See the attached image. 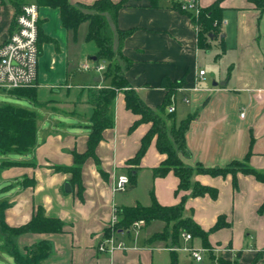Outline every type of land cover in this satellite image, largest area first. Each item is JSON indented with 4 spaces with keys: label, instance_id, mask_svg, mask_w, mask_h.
Here are the masks:
<instances>
[{
    "label": "crops",
    "instance_id": "obj_1",
    "mask_svg": "<svg viewBox=\"0 0 264 264\" xmlns=\"http://www.w3.org/2000/svg\"><path fill=\"white\" fill-rule=\"evenodd\" d=\"M94 1L69 0L72 4ZM173 1L159 0L157 7H151L146 0H131L119 10L116 24L112 25L114 46L116 30H133L120 48L128 62L123 70L128 87L155 108L167 94L165 82H181L171 95L173 118L179 122L194 115L185 132L187 154L181 156L184 164L224 167L246 157L250 167L264 171V12L251 0H219L220 35L200 47L191 18L173 8ZM215 1L198 0V4L205 8ZM14 17L12 2L0 0V44L12 31ZM84 23L87 22L81 24ZM39 25L41 38L49 40L41 42L38 49L33 86L36 101L25 99V107L34 109L38 116L36 144L30 152L11 160L22 164L0 170L11 180L3 193L4 221L10 227L21 226L41 206L46 216L63 222V231L24 233L14 237L13 242L24 251L40 240H48L51 251L41 264H168L171 251L166 242H146L162 230L164 223L157 220L138 230L135 244L140 247L116 250L112 255L97 250L112 205L148 206L151 193L159 204L175 205L189 191L175 192L178 178L172 171L153 177V168L165 159L155 146V138L138 165L127 163L135 156L150 123L129 130L138 116L125 107L121 91L113 101L112 127L103 130L95 158L88 157L81 165L79 182L71 183V173L63 168L73 166L74 152L86 150L93 96L109 79H103V72L80 68L88 59L97 63L95 56L83 44L80 46L71 30L62 27L57 8L40 6ZM212 49L217 53L210 65L211 76L205 72L197 89H190L197 71L204 69L200 65L204 51ZM90 70L97 76L82 74ZM130 167L136 168L133 190L137 194L131 190L112 193L113 176L125 174ZM193 180L217 189V196L205 194L187 199L188 214L208 232L207 247L200 238L193 237L190 245L201 250L202 261L178 250V264H264V209L259 210L264 202V182L242 173L236 174L235 184L231 174H198ZM66 183L69 191H65ZM220 216L224 225L213 230ZM156 222L160 223L159 229L148 230ZM119 236L132 243L130 237Z\"/></svg>",
    "mask_w": 264,
    "mask_h": 264
},
{
    "label": "trees",
    "instance_id": "obj_2",
    "mask_svg": "<svg viewBox=\"0 0 264 264\" xmlns=\"http://www.w3.org/2000/svg\"><path fill=\"white\" fill-rule=\"evenodd\" d=\"M4 1V0H1ZM15 7V15L20 9L22 2L19 0H10ZM139 1V0H134ZM151 7H157L159 0H146ZM40 6L57 8L60 14V21L63 28L71 30L73 33L78 26L87 22L88 31L87 41H93L95 44L96 62L106 61V67L103 71V79H109V83L96 90L93 96L94 107L90 116V132L87 138V148L82 153L74 152V164L63 170L71 173V183L79 182L80 169L83 162L88 157L95 158V148L102 138L103 130L112 127V105L118 91L124 95L125 107L133 114L138 116L129 130H133L141 123H150L148 131L142 136L140 146L135 156L127 161L128 164L138 165L144 155L151 140L155 138L157 150L165 154V159L153 168V177H162L172 171L178 178V184L175 192L189 191L188 194H182L180 200L175 205H161L151 193V203L148 206L136 204L134 206H122L118 208L119 222L116 224L117 231L128 230L136 220H143L144 225L152 221H162L164 226L161 231L153 233L147 240V243L154 241H164L172 247L180 243V233L188 232L192 237L200 238L203 246L207 247L208 232L202 230L193 220L190 213L185 214V203L189 197H198L208 194L216 198L217 189L205 186L193 180V176L198 174L210 176H226L231 174L234 184L236 183V174L251 175L256 180L264 182V171L256 170L247 164L244 160H234L224 167H205L201 164L189 166L183 163L181 155H186L185 132L193 120L194 115L176 122L173 118V112L166 111L170 104L172 93L181 82L172 84L166 83L167 94L164 101L151 108L146 105L137 95V93L128 87L123 70L128 62L120 52L123 39L132 33L133 30H116L117 45L114 47L113 40L115 32L112 25L116 24V17L121 8L128 5L129 0H95L91 4L75 3L69 0H34ZM251 2L264 12V0H251ZM172 7L187 14L180 6V2L174 0ZM92 11V12H89ZM191 17V16H190ZM222 20V8L219 6V0L211 5L201 8L196 18L191 17L192 24H198L199 30L198 44L200 47H206V40L220 35L219 27ZM40 25L38 24V49L40 43L49 38H41ZM123 62L119 64L115 60V55ZM4 93L14 96L18 99H26L32 102L36 101V90L33 87L17 88L3 90ZM37 112L34 109L18 106L10 103L0 102V155L16 154L21 155L30 152L36 144L37 131ZM181 154V155H180ZM22 164L21 162L4 160L1 167H8ZM125 174L129 178V185L136 184V168L125 169ZM6 202L0 201V239H3L7 254L12 257L14 264H41L48 257L51 251V245L48 240H40L30 247L21 251L13 242V238L24 233H59L63 231V222L54 217L45 215L44 209L37 206L31 219L18 227H10L4 221V209ZM264 209V202L259 210ZM223 217L220 216L213 226L218 229L223 226ZM168 264H178L176 252H170V261Z\"/></svg>",
    "mask_w": 264,
    "mask_h": 264
},
{
    "label": "built area",
    "instance_id": "obj_3",
    "mask_svg": "<svg viewBox=\"0 0 264 264\" xmlns=\"http://www.w3.org/2000/svg\"><path fill=\"white\" fill-rule=\"evenodd\" d=\"M181 9L189 13V17L196 18L200 11L198 0H179ZM190 17V18H191ZM38 21L39 6L36 3H25L20 6L19 11L14 17V26L7 39L0 44V90H11L17 88H26L35 86L37 79V68L39 60L38 50ZM196 32L199 30L198 24H193ZM106 62L100 60L97 63L85 62L80 65L83 70L93 69L97 72H103ZM205 75L203 69H199L196 74L195 84L192 90L197 89L198 80ZM180 90L183 88H179ZM166 111H174V99L171 97L170 104ZM243 113L240 114L243 117ZM129 178L126 174L114 175L111 181L112 193H121L127 190ZM118 208L111 206L110 218L106 227V232L97 245L99 252L112 255L116 250L126 251L135 248V237L138 230L144 225V221L136 220L128 230L115 229L119 222ZM119 235L128 236L132 239L133 246L126 245L124 239ZM193 237L188 232L180 233L181 243L178 246L168 248L170 251H186L197 262L202 261L203 255L199 248L191 244Z\"/></svg>",
    "mask_w": 264,
    "mask_h": 264
},
{
    "label": "rangeland",
    "instance_id": "obj_4",
    "mask_svg": "<svg viewBox=\"0 0 264 264\" xmlns=\"http://www.w3.org/2000/svg\"><path fill=\"white\" fill-rule=\"evenodd\" d=\"M20 1V0H19ZM131 1V0H129ZM134 1V0H133ZM22 2H25V3H35L34 0H24ZM21 1L18 3L20 4ZM89 12H92V11H89ZM38 24H39V21H38ZM87 31H88V27H87V23H84V24H81L78 26L77 30L75 31V33L72 32V36L74 37H77L78 38V43L80 44V46L83 44L84 46L82 47H85L86 48V51L87 52H90L92 53V55H94L95 53V44L93 41H87L86 40V34H87ZM115 47V46H114ZM43 54L44 56L46 55V49L44 47V50H43ZM217 53V51L215 49H212L210 50L209 52H206L204 51L203 53V59L201 60L200 62V65L204 68L203 70L205 72H207V75L210 77L211 76V73H212V70L211 69V66L212 65V59L214 58L215 54ZM40 56V54H39ZM38 56V57H39ZM115 60H119L117 61L119 64H122L123 62L119 59V55H115L114 57ZM89 62H92L90 59H88ZM83 75L84 74H88V75H93V77H96V73L94 71H88L86 73H82ZM0 102L2 103H10V104H14V105H18V106H27V103H26V100L25 99H18L14 96H11L9 94H6L3 92V90H0ZM181 155V154H180ZM18 155L16 154H9V155H0V170H3L5 169L6 167H1V162L4 161V160H12V159H15L17 158ZM183 156V154L181 155ZM11 183V180L10 178H5V176H3V174H0V200H3L4 199V194L5 193L4 191V188H6L7 185H9ZM134 186H130L128 185L127 187V192H134L135 194H137V190H133ZM122 193V192H121ZM185 214L188 215V211H185ZM164 223V222H163ZM159 222H156V223H153L151 225V227H149L148 230L150 231H157L159 229ZM161 231V230H160ZM159 232V231H157ZM119 238H121V236H119ZM0 242H1V245H0V264H14V261L13 259L7 254V251L4 247V240L3 239H0ZM126 245L131 247L133 246V244L130 242V241H126ZM166 247L167 248H171L172 246L171 245H168L166 243ZM135 246L138 248L140 247V245L138 246V243L136 242Z\"/></svg>",
    "mask_w": 264,
    "mask_h": 264
},
{
    "label": "water",
    "instance_id": "obj_5",
    "mask_svg": "<svg viewBox=\"0 0 264 264\" xmlns=\"http://www.w3.org/2000/svg\"><path fill=\"white\" fill-rule=\"evenodd\" d=\"M93 59L95 60L96 58L95 57H93ZM99 79V78H98ZM215 84V83H214ZM69 184L68 183H66L65 184V191H69Z\"/></svg>",
    "mask_w": 264,
    "mask_h": 264
}]
</instances>
